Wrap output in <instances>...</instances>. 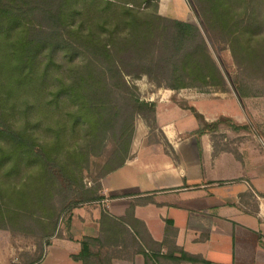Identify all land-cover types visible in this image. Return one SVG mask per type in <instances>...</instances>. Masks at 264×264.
<instances>
[{"label": "trees", "instance_id": "1", "mask_svg": "<svg viewBox=\"0 0 264 264\" xmlns=\"http://www.w3.org/2000/svg\"><path fill=\"white\" fill-rule=\"evenodd\" d=\"M157 1L0 0V230L54 235L60 214L102 198L100 179L128 158L137 117L160 132L155 103L126 75L173 90L194 82L227 90L208 50L213 35L230 40L245 70L264 68V0H190L203 31L157 14ZM171 100L197 120L196 136L220 123L247 128L224 116L207 122L187 101ZM92 157L103 160L88 185ZM133 206L122 218L102 211L99 235L81 236L72 258L109 264L106 245L120 242L136 244L145 264H210L171 233L160 242L135 235Z\"/></svg>", "mask_w": 264, "mask_h": 264}, {"label": "crops", "instance_id": "2", "mask_svg": "<svg viewBox=\"0 0 264 264\" xmlns=\"http://www.w3.org/2000/svg\"><path fill=\"white\" fill-rule=\"evenodd\" d=\"M228 90L187 87L176 93L207 122L224 116L247 126L235 130L220 123L198 136L197 120L171 100L175 90L146 92L142 98L155 103L160 140L149 142L141 123L124 164L100 179L102 198L73 207L38 260L33 244L22 249L0 244V264H82L71 256L79 251L81 236L97 237L101 212L122 218L131 203L141 222L134 223L135 235L147 233L160 242L171 233L177 247L210 264H264V121L251 103ZM106 246L109 264H145L142 254L134 253L136 244Z\"/></svg>", "mask_w": 264, "mask_h": 264}, {"label": "rangeland", "instance_id": "3", "mask_svg": "<svg viewBox=\"0 0 264 264\" xmlns=\"http://www.w3.org/2000/svg\"><path fill=\"white\" fill-rule=\"evenodd\" d=\"M146 9L151 10V7ZM174 12V14L172 13ZM157 14L171 19H177L180 21H189L190 23L197 25L201 29V22L198 16L193 12L190 7V0H158L157 1ZM202 30V29H201ZM203 31V30H202ZM208 50L211 57L214 59L215 63L218 65L221 70L224 79L226 80V86L229 88L228 93H231V89L235 92L240 101L241 99L247 100V103H251L252 109H254L256 117L259 120L264 121V68L261 72L259 67H253L252 70H245L246 64H244L241 58H233L229 45L230 40L222 39L217 35H213L212 38H208ZM126 80L137 87L139 96L142 100V96L146 95V92L151 91L153 87H164L156 86L154 81L149 79L146 74H141L138 78H134L130 75L125 76ZM164 82V80H163ZM162 82V83H163ZM185 82H189L186 78ZM237 87H234V84ZM144 84V85H143ZM143 87V88H141ZM193 88L197 91L210 92L211 89L200 86L199 82H194L192 86H187ZM181 87V88H187ZM144 89V90H143ZM180 89V88H179ZM178 89V90H179ZM175 90L173 94L177 100H184L180 96H177L176 93L179 92ZM225 91V90H224ZM145 101V100H144ZM253 115L252 127L257 130V118ZM252 118V119H253ZM256 119V120H255ZM147 129L149 138L151 140H160L161 136L157 130L150 129L144 120L141 117H137L134 122V131L135 128L143 130L142 124ZM264 128V126H262ZM103 157H92L90 168L84 175V181L86 184H92V179L98 172V169L102 163ZM69 211H65L60 214L56 228L54 230V235H60L63 228V219L67 217ZM50 237H45L43 239H38L35 236L23 234L19 231H9V230H0V244L15 246L16 249L20 247H26L27 245L33 244L36 250V260L39 259L43 252L44 246L50 240ZM41 247V248H40ZM23 250H17V253H21ZM15 259H17V254H15ZM16 262V260H15ZM166 264H174L171 262H166ZM180 264V263H178Z\"/></svg>", "mask_w": 264, "mask_h": 264}]
</instances>
